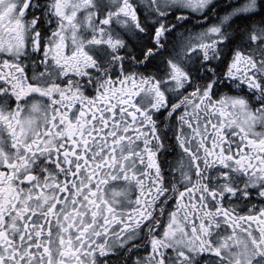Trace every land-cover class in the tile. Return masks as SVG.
Returning <instances> with one entry per match:
<instances>
[{"label":"snow or ice","instance_id":"obj_1","mask_svg":"<svg viewBox=\"0 0 264 264\" xmlns=\"http://www.w3.org/2000/svg\"><path fill=\"white\" fill-rule=\"evenodd\" d=\"M0 264H264V0H0Z\"/></svg>","mask_w":264,"mask_h":264},{"label":"flooded vegetation","instance_id":"obj_2","mask_svg":"<svg viewBox=\"0 0 264 264\" xmlns=\"http://www.w3.org/2000/svg\"><path fill=\"white\" fill-rule=\"evenodd\" d=\"M196 21H195V19L193 18V21H192V23L194 24ZM190 27V26H189Z\"/></svg>","mask_w":264,"mask_h":264}]
</instances>
